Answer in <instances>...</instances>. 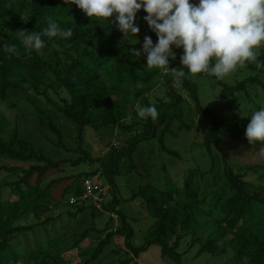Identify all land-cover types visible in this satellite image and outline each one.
<instances>
[{
  "label": "trees",
  "instance_id": "16d2710c",
  "mask_svg": "<svg viewBox=\"0 0 264 264\" xmlns=\"http://www.w3.org/2000/svg\"><path fill=\"white\" fill-rule=\"evenodd\" d=\"M145 15L143 9L136 15L138 35L124 38L111 24L114 18H110L109 23L107 18L90 20L71 0H0V105L8 100L9 89L28 88L42 95L54 114H64L78 126L77 146L70 148L64 143L54 114L39 107L34 113L37 123L33 129L25 130L21 123L7 134L6 128L0 125V264H73L64 258V253L76 250L79 241H65L60 246L56 240L49 239L37 244L28 254L14 245L18 233L36 227L50 228L60 218V214H56L66 199L67 204L78 208V213L90 209L96 217L109 211L111 219L114 214L121 224L115 232L107 234L82 264L97 260L116 234L126 237L124 245L136 257L156 244L163 249L164 264H173V253L179 241L199 227L200 212L208 216V222H213L215 228L202 244L198 256L204 253L217 256L232 247L235 264L244 260L246 264H264V159L262 163L244 164V168L237 169L229 164L226 156L230 146L233 150L242 148H235L236 144L243 143L244 148L257 154L262 146L260 142L250 144L245 133L252 113L264 105V69L248 64L246 69L252 75L232 86L212 76L227 103L237 93L242 98L237 111H233L235 120L224 123L215 111L202 105L199 87L193 79H185L181 86H175L158 68L146 67V56L131 54V49L141 50L143 45L140 41L135 43L134 38L144 40L147 35L153 44L157 42L156 34L140 22ZM47 16L54 18L61 28L72 29V36L44 38L43 49L27 52L15 32L20 29L40 32L46 27ZM4 43L16 44L18 55L5 53ZM182 54H175V60L170 58V69L181 67ZM260 59L264 60V55ZM48 73L55 76L48 89L61 96L58 100L41 88ZM137 81L143 87L137 88ZM158 90L166 96L159 95ZM150 98H154V102ZM137 103L154 104L158 118L155 121L140 119L135 108ZM12 104L9 106L14 109L16 104ZM129 114L130 124L127 123ZM197 116L211 123L204 144L211 157L213 148L223 153L224 182L210 194L201 195L199 170L194 168L187 173L180 188L140 187L132 199L144 200L155 224L152 240L135 248L131 242L134 234L129 231L126 216L118 207L116 178L136 170L133 154L138 145L158 135L162 150L178 156L176 151L166 147L165 135L171 133L176 137L182 130L192 131L196 128ZM20 120L24 122L23 117L16 118L15 122ZM86 127L94 129L102 140L99 132L105 134L104 139L114 133L128 137L116 142L106 141L108 151L99 157L85 147ZM94 163L102 165L101 171L67 176L64 173L67 165L78 167ZM99 175L107 180V187L94 181ZM87 181L98 185L99 189L85 198ZM96 192L101 201L93 199ZM43 215H46L44 219ZM90 231L86 230L81 238ZM174 236L176 242L170 246L168 241ZM78 255L81 256L79 252Z\"/></svg>",
  "mask_w": 264,
  "mask_h": 264
},
{
  "label": "rangeland",
  "instance_id": "374dc122",
  "mask_svg": "<svg viewBox=\"0 0 264 264\" xmlns=\"http://www.w3.org/2000/svg\"><path fill=\"white\" fill-rule=\"evenodd\" d=\"M192 2L198 3V0H192ZM137 21L136 19L135 22ZM140 22L143 27L147 26L145 20H141ZM148 29L150 30V28ZM134 40L144 41L142 38H134ZM173 51L175 54H181L183 49L173 47ZM193 75L195 77L193 81L199 87L202 105L215 111L219 120L224 123H232L235 120L233 111L238 107L239 103H242L239 93L235 95L236 98L235 96H231V102L227 103L221 95V87L212 76L201 73ZM251 75L252 73L245 66L238 65L231 73L226 74L222 81L232 86ZM45 78V84L41 87L42 90H46L50 97L58 100L61 96L56 95L51 89H48V86L53 84L55 76L52 73H48ZM183 93L187 95V92L184 90ZM7 94L8 100L2 106L0 105V109H2L0 113V125L6 128L5 133L7 134L13 131L16 124L21 126V123L22 128L25 130L33 129L37 123V118L34 116L36 107L52 116L54 114L53 109L44 101L45 98L42 95H37L31 89L11 88ZM158 94L162 95V97L166 96V93L160 90H158ZM63 96L65 94H62ZM150 100L154 102V98H150ZM10 103L16 104V107L12 109L9 106ZM18 117H23L24 122L20 120L16 123L15 119ZM54 118L62 131L65 145L70 148H76L78 126L64 114L56 113L54 114ZM195 120L196 128L192 131L182 130L176 137L171 135V133L165 135L166 147L176 151L178 156L171 155L162 150L158 135L156 138L148 141L145 140L138 145L133 154L136 170L128 175H121L116 178L115 192L119 200L118 207L126 216L129 231H132L134 234L131 242L135 248L143 247L148 241L152 240L154 236L153 226L155 224V220L151 217L144 200L141 197L132 199L139 192L140 187L153 185L161 190L180 188L183 186L187 173L194 168L199 170L200 177L198 181L202 184L201 195L210 194L224 182L225 163L223 153L213 148V157H211L204 144V137L211 127V123L201 116H197ZM131 121L129 119L127 123L130 124ZM175 128L173 127V129ZM99 133L103 136V140L94 129L91 127L85 128V147L99 157H103L104 153L106 154L108 151L106 141L111 140L116 142V139L125 140L128 137L126 134L119 135L118 133H114L110 138L104 139L105 134L103 132ZM105 133L109 134L108 131ZM241 146L242 148L240 149L239 147ZM243 146H245L243 143L236 144L234 147H238L240 150H233V147L231 148L230 146V149L226 151V156L231 166L238 169L244 168V164L262 163L263 159L257 153L250 152ZM101 168L102 165L100 163L82 164L78 167H69L67 165L64 173L67 176L83 172L89 173L96 170L101 171ZM7 179L13 180L14 177H8ZM93 179L104 187L108 186L107 180L100 175ZM59 214L60 218L50 228L49 226L36 227L29 232L18 233L14 240L16 248L24 252V254H28L37 244L49 239L56 240L60 246L65 241L68 243L70 241H79L80 244H78L77 249L64 253V258L73 261V264H82L83 260H87L92 256L94 250L106 238L107 234L115 232L121 225L117 218L112 217L111 219L109 211L101 212L96 217L93 216L90 209L78 213V208L67 204V199L61 205L56 215ZM44 217L46 215H43L42 218L44 219ZM198 219L200 225L195 233H187L179 241V245L173 253V264H235L232 262L235 254L232 247H229L225 253L217 256H212L208 253L198 256L202 244L215 228L213 222H208L209 218L205 213H198ZM88 229H91L88 235L85 238H81V235ZM125 239L126 237L116 234L103 254L97 260L92 261L91 264H121L122 261L130 259L132 261L125 264H164L163 249L160 245L152 244L136 257L133 252L125 247ZM175 242L176 236L168 241L170 246H173ZM78 252L81 254L80 257ZM239 264H246V260Z\"/></svg>",
  "mask_w": 264,
  "mask_h": 264
},
{
  "label": "clouds",
  "instance_id": "9594fccd",
  "mask_svg": "<svg viewBox=\"0 0 264 264\" xmlns=\"http://www.w3.org/2000/svg\"><path fill=\"white\" fill-rule=\"evenodd\" d=\"M90 20L107 18L124 38L135 37L140 29L136 15L141 9L146 13L143 19L156 34L153 44L145 36L142 53L146 56V67L158 68L168 75L175 86H181L185 79H194L196 73L223 79L237 68L253 64L264 69V0H71ZM46 27L40 32L17 30L24 49L31 53L45 46L44 38L68 39L72 29H63L51 16L45 17ZM139 43L138 40H134ZM173 47L182 48L179 68L169 67V60L176 59ZM3 51L9 56L18 55L16 44L4 43ZM140 57L141 50H130ZM143 87L139 81L135 85ZM136 113L140 119L155 121L159 112L154 104L137 103ZM129 119L131 115L129 114ZM246 139L250 144L261 143L258 150L264 159V105L252 113L246 128Z\"/></svg>",
  "mask_w": 264,
  "mask_h": 264
},
{
  "label": "built area",
  "instance_id": "2783aa9c",
  "mask_svg": "<svg viewBox=\"0 0 264 264\" xmlns=\"http://www.w3.org/2000/svg\"><path fill=\"white\" fill-rule=\"evenodd\" d=\"M98 189H99V188H98V185L92 183L91 181H87V182H86V191H87V194H86L84 197H85V198H87V197H91V195L93 194V191L98 190ZM100 192H101V190H100ZM93 199L95 200V202H96V201H101L99 193L96 192V193L94 194ZM98 203H99V202H98ZM112 216H113V217H116L114 214H113Z\"/></svg>",
  "mask_w": 264,
  "mask_h": 264
}]
</instances>
